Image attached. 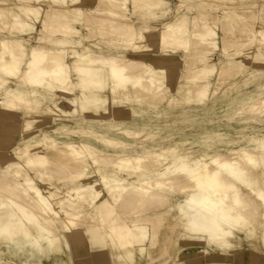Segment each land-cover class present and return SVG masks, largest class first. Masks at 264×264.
I'll return each instance as SVG.
<instances>
[{
	"label": "bare ground",
	"instance_id": "1",
	"mask_svg": "<svg viewBox=\"0 0 264 264\" xmlns=\"http://www.w3.org/2000/svg\"><path fill=\"white\" fill-rule=\"evenodd\" d=\"M239 1L245 9L178 0L173 18L156 23L167 0H0V264H187L189 242L208 256L193 264H226L232 253L264 264L258 247L241 246L264 247V202L254 195L264 190V130L248 134L264 114V5ZM33 53L49 75L28 78ZM244 58L255 63L244 83L255 89L229 100L224 84L245 72ZM223 106L225 125L215 122ZM244 112L252 117L237 123ZM182 160L220 172L212 202L231 208L239 194L246 223L225 224L178 171Z\"/></svg>",
	"mask_w": 264,
	"mask_h": 264
},
{
	"label": "rangeland",
	"instance_id": "2",
	"mask_svg": "<svg viewBox=\"0 0 264 264\" xmlns=\"http://www.w3.org/2000/svg\"><path fill=\"white\" fill-rule=\"evenodd\" d=\"M167 1L169 2V8H171V11L169 12V14H166L165 16H161L158 19H156L155 20L156 23H162V22H164L166 20H169V19L173 18L174 14L176 12V10H175L176 9L175 8L176 6L175 5L178 2V0H175V1H173V0H167ZM258 1H259L258 3H259L260 6H263L264 5V0H258ZM236 2H235V4L233 3V5H234L233 7H236L239 10H243V9H245V6H247V5H244L246 3H244V4L242 3L243 5L242 4L240 5L241 2L239 0H236ZM215 13H216V15L218 14L217 16H221V15L223 16L224 15V9L222 7H219V9L217 11H215ZM257 26L260 28L261 23L260 22L257 23ZM37 27L40 28L39 25H37ZM220 34L222 35V32H220ZM255 48L256 47H252L251 49L248 48L245 51L246 54L249 53V55H252L253 53H256L257 52V48L256 49ZM180 57H181V53L180 52H178V53L177 52H175V53L173 52L172 54H170L168 56V58L170 60H175V61L180 60ZM211 57H212L211 58V62L213 61L212 63H217V61L219 62V58H220V51H219V49L216 50V51H214L211 54ZM240 58L243 59V57H240ZM249 59L250 58H244L245 72L241 76H239L235 82L227 81L224 84L223 89L224 90L226 89L227 93H230L229 100H230V98L237 96L239 93H241L242 91H244L246 89H248V90L255 89V87H254L253 84H250V85H245L244 84L247 78L253 77L255 75V72H253V66H255V63L253 62V60H251V59L249 60ZM252 63H254V64H252ZM177 68L183 69L184 68L183 67V64H180L179 63V65H177ZM261 69H264V63L262 64ZM216 78H217V75H215L211 79L213 84H215ZM234 84H237V85L242 86L241 89L240 90H238L236 88L234 89L233 88ZM229 100H228V103H229ZM227 111L228 110H227V107L226 106H223L220 109H218L217 110V113L215 115V122H217V123H219L221 125L227 124L228 123V121H227L228 118L226 116L227 115ZM244 115H246V116H244ZM249 116L252 117L248 113H245L244 112V113H242V114H240V115H238L236 117V122L237 123L243 122L244 120H247ZM206 121H207V117H206V114H205L204 117H202V118L199 119L198 123L195 125V128L192 129V132L194 133V132H198V131H203V127H204V124L206 123ZM178 123H179L178 124L179 129L184 130V131L186 130V132H188V129H187L188 123L186 121H181L180 120V121H178ZM248 124H249V127H248L249 128V130H248V134L249 135L253 134L254 127H257L258 126L260 129H263L264 130V114L258 115L256 117H254L251 121H249ZM231 131L234 132L233 129H231ZM190 134H192V133L190 132ZM14 136H15L14 137L15 140L13 139V141L10 142V146H8L6 148L7 151H11L12 150V147L14 146V144L21 137V136L18 135V133H16ZM145 137H146L145 136V133L144 134L142 133L140 139H138L137 141H139V143H140V140H143V138L145 139ZM164 139L167 140L168 138L164 137ZM196 149H198V146H197ZM186 242H189V241H186ZM189 243L186 245V247H184V252L188 253V255H189L187 257V259H186L187 260L186 263L187 264H193L194 262H196V263L198 262L199 263L200 261L206 262V260L208 259L207 258L208 256H207V253H205V251H204L205 244H199V243H196V242H189ZM258 245H260V244H258V242L256 240H254L252 243H248V242L244 241V242H242V245L241 246L243 248H247V249H254L255 247H258L260 253H262L263 256H264V247H261V245L260 246H258ZM209 253L211 254L212 257L217 258V259H220V258L221 259H224L225 258L224 256L221 255V251H218V250L217 251L216 250H211ZM7 260H8V258H7ZM223 261L226 264L227 263H229V264H236L235 255L232 253L230 256H228L227 258H225ZM11 262H10V264H13V262L12 263ZM259 264H263V261L261 260L259 262Z\"/></svg>",
	"mask_w": 264,
	"mask_h": 264
},
{
	"label": "snow or ice",
	"instance_id": "3",
	"mask_svg": "<svg viewBox=\"0 0 264 264\" xmlns=\"http://www.w3.org/2000/svg\"><path fill=\"white\" fill-rule=\"evenodd\" d=\"M28 69V78L33 80L50 74L40 69L36 53H33V62L28 66ZM64 71L65 70L61 66L58 68L57 72L53 74L61 75L64 73ZM113 74L115 75V72ZM85 83H87V81ZM178 171H180L184 176L188 177L190 180L196 183L200 192L205 194L203 202L205 204L212 205V210L217 211V213L220 215V218L225 224H228L230 227H235L242 226L244 223H246L244 218L238 214V209L244 207L242 201L239 198V194H237L235 198L234 207L231 208L227 207L226 205H223L222 203L215 204L212 202L210 194L216 192L217 189L223 187L220 172L204 175L201 174V172L198 171L196 168H193L190 164L183 160L181 161V166L178 168ZM229 175L232 176V178L239 184L244 185L249 189L253 188V185L251 184L248 176L245 173L241 172L238 167H233L229 169ZM231 190L233 192L237 191L235 187H231ZM254 195H257L258 199L261 202H264V190H261L258 193L254 192ZM190 230H195V228L193 227ZM3 235V233H0V236ZM223 246L231 247L230 245ZM236 264H240V262L238 261L236 262Z\"/></svg>",
	"mask_w": 264,
	"mask_h": 264
}]
</instances>
